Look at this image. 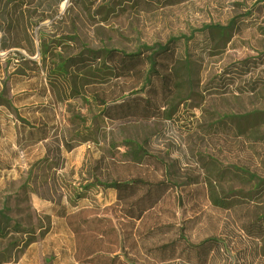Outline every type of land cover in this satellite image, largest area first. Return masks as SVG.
<instances>
[{"label":"rangeland","instance_id":"1","mask_svg":"<svg viewBox=\"0 0 264 264\" xmlns=\"http://www.w3.org/2000/svg\"><path fill=\"white\" fill-rule=\"evenodd\" d=\"M80 1L25 0L18 6L0 0V44L4 40L22 47L0 49V96L13 105L0 107V226L10 231L0 237V264H79L75 235L64 216L84 210L86 217L105 215L115 224L121 216L113 190L93 188L75 203L80 185L97 176L172 186L141 222L120 227L119 234L128 237L126 264H202L204 251L187 250L212 238L220 244L206 264H264V239L244 230L264 216V186L255 188L242 173L264 180V125L242 135L227 120L264 111V87L256 95L240 92L264 78V1ZM234 19L238 23L229 42L209 32L180 41L178 53L197 63L193 89L175 91L164 80L153 79L137 103L144 108L143 118H94L98 111L90 97L109 103L140 90L145 63L122 71L118 56L114 64L120 77L85 88L87 103L62 101L64 95L53 93L40 58L41 40L49 44L77 35L92 48L131 53L190 37L204 26L225 27ZM1 28L10 33L4 35ZM211 37L220 41L214 56L207 53L214 46ZM247 59L251 71L245 76L240 64ZM160 75H167L163 67ZM170 109L174 115L167 120ZM20 119L45 127L48 139L26 140ZM89 130V141L79 142V133ZM127 141L143 147L147 157L142 162L133 161ZM45 159L49 163H42ZM212 198L229 199L230 205L217 207ZM15 226L22 234L13 231ZM31 236L37 241L28 245ZM173 242L175 260L162 263L150 251Z\"/></svg>","mask_w":264,"mask_h":264},{"label":"trees","instance_id":"2","mask_svg":"<svg viewBox=\"0 0 264 264\" xmlns=\"http://www.w3.org/2000/svg\"><path fill=\"white\" fill-rule=\"evenodd\" d=\"M14 5H24L25 0H9ZM260 1L259 3L263 2ZM70 3L75 5L83 4L80 0H70ZM238 19L232 20L227 26L211 25L204 26L199 31H194L190 37L171 38L165 44H154L151 46H141L135 52L127 53L116 49H109L106 47L92 48L85 44L83 40L77 36H66L59 40H54L57 45L51 46L41 40L40 43V58L43 64L44 71L47 73V81L53 93L64 95L66 100L83 99L87 103H91L86 99L85 88L92 85H107L120 77V70L115 66L116 58L121 56L123 58L124 68H131L136 66L139 62L147 65L145 72V80L140 90H136L129 95L122 96L111 102H106L90 97L91 101L98 111L95 117L109 120H120L127 118H143L139 116L143 113V109L137 105L146 87L153 85V79L158 78L171 86L175 91L178 89L192 90L194 82V69L197 63L191 59L189 55H182L178 53V46L181 40L187 43L194 37L195 34L211 33L214 37L216 34L222 39L230 40V32L237 25ZM14 24L13 21L11 25ZM4 35L10 33L9 30L1 28ZM210 38V43H214L213 48L207 49V53H215L219 40ZM225 46V42L223 44ZM34 47V46H33ZM212 47V46H211ZM12 48H22L19 43H13L12 46L3 40L0 44L2 51H8ZM35 51V50H34ZM33 53V52H32ZM211 54V55H212ZM21 59H25L24 56ZM146 55V56H145ZM215 54H213L214 56ZM251 59L241 62V68L245 67L243 75L247 76L251 71L248 64ZM165 69L166 76L160 75V69ZM239 71V70H238ZM264 87V78H260L252 83H247L243 88H240L241 94L252 93L256 95ZM171 89V88H170ZM244 89H247L244 92ZM177 95V94H176ZM169 106V105H168ZM0 107L13 108L12 102L0 96ZM171 109L165 112V119H171L174 115L170 112ZM155 117V116H154ZM229 123L234 122L237 129L242 135L254 134L258 128L264 125V111H253L240 116L227 118ZM22 124V132L26 135V140L35 143L42 142L48 139V130L45 127L34 128L24 119H20ZM28 127V128H27ZM92 130L89 134H80L82 138L79 140L85 143L88 138L86 135H92ZM126 146L129 148L131 157L135 162H142L147 153L141 145L135 142L127 141ZM71 147L68 149L71 151ZM42 163H49L47 159ZM249 182L254 183L255 188L264 186V180L255 174L242 171ZM102 188L106 190H113L117 196V206L119 207L120 220L115 224L112 219L105 215H95L86 217L84 210L74 214L64 216L66 217L70 228L75 235V258L79 264H126V244L128 237L126 234H119L120 227L129 222L134 226L141 222L144 216L153 210L160 199L169 191L172 186L167 182L149 183L142 179H133L130 181H107L100 177H94L93 182L86 185L81 184L79 191L75 196V203L84 199L87 193L93 188ZM141 193V194H140ZM215 206L227 209L230 205L229 199L212 198ZM127 226V225H125ZM17 234H22L20 227L13 228ZM250 237L255 239H264V216H259L257 220L251 221L249 229H244ZM155 231L154 229L152 230ZM10 231H6L0 226V237L5 238ZM27 234H29L27 232ZM30 235V234H29ZM36 236H31L26 244L35 243ZM220 242L217 239H207L197 245H190L187 251H204L205 258L202 264L208 262V256L215 249L219 248ZM151 253H155L156 257L161 262H169L175 260V242L163 245L154 246L151 248Z\"/></svg>","mask_w":264,"mask_h":264}]
</instances>
